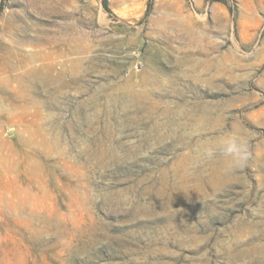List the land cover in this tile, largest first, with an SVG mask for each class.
<instances>
[{
  "label": "rangeland",
  "instance_id": "374dc122",
  "mask_svg": "<svg viewBox=\"0 0 264 264\" xmlns=\"http://www.w3.org/2000/svg\"><path fill=\"white\" fill-rule=\"evenodd\" d=\"M13 36L54 79L15 123L0 86V264H264V0H0Z\"/></svg>",
  "mask_w": 264,
  "mask_h": 264
},
{
  "label": "bare ground",
  "instance_id": "6f19581e",
  "mask_svg": "<svg viewBox=\"0 0 264 264\" xmlns=\"http://www.w3.org/2000/svg\"><path fill=\"white\" fill-rule=\"evenodd\" d=\"M12 44H13L12 48L10 47L6 48L7 52L0 53V75L2 76L5 72V69L8 67H11L13 70H17L19 68H23L24 70L22 74L16 75L15 78L12 79L1 78L0 86H7L10 81L17 82L18 87L17 89H15V93H16L15 95L17 96V98L21 97L23 103L19 104L18 101H12V104L15 106V108L20 109L21 111L19 113L10 112L5 114V112L2 110L1 115L6 117L5 119L6 121L15 123V122H22L23 118H26L27 116L30 115L29 106L36 108L33 115H37V116L40 115V111L44 107V103L34 101L32 94L33 92L35 93L37 86L43 87V91L44 93H46V83L47 84L49 82L53 83L54 78L52 75L53 72L52 64L50 62H46V56L42 57L36 53L22 54L21 50L17 48V40L14 38V36L12 37ZM13 60H16V62H14ZM26 126L27 128L34 127L35 129L31 130L28 136H24V137L20 136L18 138V142L22 144V146L29 147L31 149V152L23 150L18 154L30 166V164L34 165V162H32V160L33 157L35 156L33 154L36 152L37 147L41 146L47 151L48 146L51 147L52 143L46 141V138L41 133L39 124L37 122H30V124ZM7 146L9 148L8 143L5 140H3L0 135V153ZM10 151L13 152L14 155H16L17 151L13 149L11 146H10ZM14 155L11 156L13 157ZM4 157L6 156L4 155ZM4 157L0 154V163L3 162ZM13 161L12 163L16 165V163ZM12 168L14 167H12L11 164L9 170L6 169L8 170L7 172H11ZM26 168L29 169L30 167H26ZM8 204L10 208L16 209L15 203L8 202Z\"/></svg>",
  "mask_w": 264,
  "mask_h": 264
},
{
  "label": "clouds",
  "instance_id": "9594fccd",
  "mask_svg": "<svg viewBox=\"0 0 264 264\" xmlns=\"http://www.w3.org/2000/svg\"><path fill=\"white\" fill-rule=\"evenodd\" d=\"M229 151H231V149H229Z\"/></svg>",
  "mask_w": 264,
  "mask_h": 264
}]
</instances>
